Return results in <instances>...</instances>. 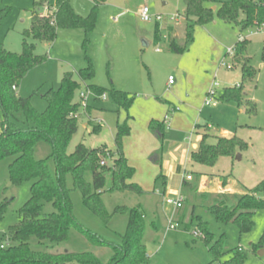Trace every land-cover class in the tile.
Returning a JSON list of instances; mask_svg holds the SVG:
<instances>
[{"label":"rangeland","instance_id":"374dc122","mask_svg":"<svg viewBox=\"0 0 264 264\" xmlns=\"http://www.w3.org/2000/svg\"><path fill=\"white\" fill-rule=\"evenodd\" d=\"M72 1H76L79 10L84 8L81 10L83 14H79L83 17L89 13L87 5H93V0ZM184 1L104 0L97 9L96 24L85 50L82 49L84 33L80 29H58L52 42L35 43L34 53L42 56L43 61L28 70L20 80L16 94L20 97L30 96L32 106L43 111L46 102L41 95L51 88H58L64 72H72L74 79L81 84L74 95V101H80L81 92L86 94L88 83L107 90H121L134 97L132 106L126 112L114 103L107 92L106 99L99 100L95 99L93 93H88L87 103L90 108L80 107L76 115L77 130L68 142L67 154L72 153L80 143L87 148L105 145L110 151H114L116 124L123 123L127 114L132 134L130 137H123L122 148L126 146L127 149L131 145L132 150L137 151L136 147L134 149L135 139L143 140V131H147V137H150L144 141L145 146L149 145L150 148L155 145V150L150 155L144 158L134 155L130 158L136 169L132 182L137 183L143 192H110L111 175H106L101 200L105 210L111 215L107 222L84 206L79 189L73 186L71 175H66L65 185L70 189L73 216L83 228L108 242L120 244V235L126 230L128 215L126 212L113 211L116 207L130 209L139 206L144 215L142 241L146 247L148 264H209L213 258L210 245L203 238L193 235L194 231H198L200 221L206 223L215 239L223 235V254L218 259L220 262L232 258L234 251L241 248L246 251L242 264H264V245L252 250V245L258 243L264 229V209L256 211L253 229L247 234H240L233 223L216 222L210 212V207L214 204L233 205L236 194L254 187L264 178V61L261 58L264 27L253 34L255 29L240 31L233 24L214 17L207 24L195 25L192 40L186 43L183 36L186 22L183 17ZM204 4L209 6L208 1ZM33 5L34 0H0V11L10 9L0 25V43L6 50L20 53L22 32L30 26V9ZM143 6L149 8L151 15H161L162 19L159 22L154 17L150 21L141 20L139 12ZM176 15L177 20L170 21ZM156 28L159 37L154 40ZM168 28L171 29V35L178 36V45L186 44L182 53L171 51ZM240 37H246L249 41L245 56L249 58L248 65L254 69V77L243 82V92L256 106L254 115L246 114L243 107L238 108L232 102L219 100L223 87L241 82V66L232 65L234 51L227 53L228 49H234L233 46ZM85 56H88L94 67V77L89 82H82L77 75L78 69L86 65ZM169 77L174 85H169ZM211 89H214L212 96L209 95ZM173 106L180 111L175 112L176 119L171 126ZM164 115L166 134L161 142L147 128L149 120L162 121ZM178 115L181 117L177 118ZM19 118L22 119L20 114ZM177 125L182 126L184 131L177 132ZM95 126H99L96 132L93 131ZM224 131L229 132V136L236 135L248 143L245 150L237 151L230 157L231 165L226 158H220L214 166L188 160L185 168L193 175V180L184 186L181 172L180 177L176 174L173 181H166L165 184L162 178L157 179L158 171L153 173L152 165L155 167L157 164L152 157L162 154L163 144L170 133L171 137L178 138L184 145L191 147L196 143L198 133L200 137L203 133L211 135L207 142L214 143V136H222ZM189 139L191 144L188 143ZM33 157L35 160L45 159L52 177H55L56 167L50 144L37 142ZM11 160L12 157L0 160V202L8 200L7 209L0 219V234L4 238L10 228L19 223L18 210L29 198L30 187V182L12 185L8 170ZM105 162L111 165L110 159H105ZM201 174L211 179L220 176L229 180L233 195L201 192L198 188ZM84 178L91 182V173L86 171ZM178 194L184 200L182 207L174 210L165 204L164 199ZM165 207L175 212L168 215ZM54 211L51 203H43V215ZM169 220L176 225L175 229H168ZM29 244L33 250L49 253L89 251L102 263H107L112 254L107 245L91 244L79 232L77 225L71 226L67 239L63 242H39L31 237Z\"/></svg>","mask_w":264,"mask_h":264},{"label":"trees","instance_id":"16d2710c","mask_svg":"<svg viewBox=\"0 0 264 264\" xmlns=\"http://www.w3.org/2000/svg\"><path fill=\"white\" fill-rule=\"evenodd\" d=\"M205 1L209 2V6L204 4ZM103 3L104 0H93L89 13L83 17L74 12L69 0H36L30 10V26L22 32L20 53L10 52L0 43V160L12 157L8 166L12 185L19 186L30 182L29 198L18 210L19 223L10 228L7 234L10 242L4 248L0 247V264H148L146 247L142 241L144 215L139 206L114 209L113 213H127V225L125 232L120 235V244L108 242L77 223L72 212L70 189L65 185V177L70 174L73 186L81 193L84 206L104 222L111 216L101 200L107 174L111 175L112 180L108 191L143 192L137 183L132 182L135 169L128 164L122 151V139L130 132L127 123L129 115L127 114L123 123L116 124L114 151H110L105 145L87 148L80 143L72 153L67 154L66 147L77 130L76 115L81 106L80 101H74V95L79 91L81 84L74 79L73 73L64 72L58 88H51L41 95L46 102L43 111H38L32 106L30 96L20 97L16 94L19 82L28 70L43 61L42 56L34 53L35 43L52 42L58 29H80L84 33L82 49L85 50L96 24L97 9ZM184 4L183 17L186 22L183 36L186 43L192 40L195 25L207 24L214 17L233 24L240 31L255 29L254 32H257L264 27V0H185ZM45 8L55 10L52 15L47 16L43 11ZM9 11V8L0 11V25ZM170 31L168 28L171 51L182 53L186 44L178 45L177 37L171 35ZM158 34L156 28L154 40L158 39ZM248 42L244 38L234 44L232 65L241 66V82L223 87L219 100L232 102L238 108L243 107L246 114L254 115L256 106L243 92V82L254 77V69L248 65L249 58L245 56ZM261 58L264 61V44ZM85 61V67L78 69L77 75L82 82H89L94 77V67L88 56H85ZM86 89L95 95L96 100L107 92L114 103L126 112L134 101V97L128 93L114 88L107 90L88 83ZM88 107L90 108V105ZM148 129L159 141H163L166 134L164 121L150 120ZM98 130L99 126L93 128L94 132ZM210 137L212 136L205 133L201 135L197 147L190 151V161L214 166L219 158L233 157L237 151L248 147V143L236 135L214 136L215 142L208 143L207 139ZM39 141L47 142L52 148L56 167L54 178L46 160H35L33 157L34 147ZM152 158L156 157L153 155ZM105 159L111 160L110 166ZM101 161H104V165L100 164ZM86 171L91 173V182L84 178ZM161 178L163 180V175L159 173L157 179ZM234 198L233 205L214 204L210 207V212L216 222L233 223L238 227L240 234H247L253 229L256 211L264 209V178L247 192L236 194ZM43 203H51L55 211L43 215ZM7 205V199L0 202V219ZM73 225H77L79 232L85 235L91 244L107 245L111 248L112 254L107 263H102L89 251L49 253L30 247L31 237H35L39 242L65 241ZM197 230L201 233L199 238H203L204 242L210 245L209 250L213 258L209 264L243 263L246 251L241 248L234 251L232 258L220 262L218 259L223 254V235L215 239L206 223L201 221L198 222ZM3 241L4 235L0 234V245ZM263 245L264 229L258 243L252 245V250Z\"/></svg>","mask_w":264,"mask_h":264},{"label":"crops","instance_id":"0c3cea01","mask_svg":"<svg viewBox=\"0 0 264 264\" xmlns=\"http://www.w3.org/2000/svg\"><path fill=\"white\" fill-rule=\"evenodd\" d=\"M35 1L36 0H34V3H35ZM86 1L90 2L88 0H86ZM69 3L71 5L72 9L74 10V12H76L78 15L79 14L80 15L83 14V12H81V10H83L84 8L79 10V8L76 6V1L73 2L72 0H69ZM91 4H92V1H91ZM90 8L91 7H89L87 5V8H86L87 11H89ZM256 33H253V34H256ZM174 36L178 37L177 35H174ZM167 37H168V30H167ZM169 85H174V83L169 84ZM179 111H178L177 107H175V106L172 107V110H171V112H172L171 120L172 121L170 123L171 126L173 125V122L176 119V113L175 112H179ZM178 116H177V118L181 117L180 115H178ZM165 117H166V115H164L162 121H164L166 123ZM176 123H178V122H176ZM177 127H178L177 129H179L177 132H183L184 131V128L182 126L177 125ZM187 127H188V124H187ZM195 130H196V128H195ZM228 133L229 132L224 131L222 133V136L229 137ZM131 134H132V132L131 133L129 132L130 136H131ZM143 135H144L143 140L142 139H139V140L135 139L134 149L136 147L137 151L136 150H134V151L137 152L136 154L132 150V146L131 145H129L127 149H126V146H125V148H124V146L122 148L123 154L126 157V159L128 161V164L131 165L132 167H133V165L130 162V158L131 157H133L134 155L135 156H137V155L140 156L141 155V157L144 158V157L150 155L151 152L155 150V145H154V147H150V148H148L149 145L147 147L145 146V142L144 141H147L150 138V137L149 138L147 137L149 135L148 132L147 131H143ZM169 135H170V137L166 138L165 142L163 144V152H162V154H160L158 157H156L154 159V161L157 164L156 165L157 167L156 166L154 167L152 165L153 173H154V171H158L159 173H161L163 171V173H161L163 175V181L162 182H163V184H165L166 181H173L174 176L176 174H177L178 177H180L179 174L181 172L180 175H181V178H182V184L184 186V185H187L188 181H192L193 180V175H191L192 178L190 180H186L185 179V173H188L187 172L188 170H186L185 167H186V163L189 160L190 151L197 147L198 142L200 141V136H199V133H198V138H197L196 143H194L191 147H189L190 145H188V146L184 145L182 143V141L179 140L178 138L171 137V133ZM152 142L154 143L153 140H152ZM188 143L191 144L190 139H189ZM221 158H223V159L226 158L225 160H228L227 162H229V165L232 164V161H231L232 159L231 158H229V157H221ZM219 159L217 160V162H219ZM135 171H136V169H135ZM189 174H190V172H189ZM198 181H199L198 182V188H199V190L201 192L211 191L212 193H216V194L223 195V196H228L229 194L231 195L233 193V188L231 187L230 181L227 180V179H223L220 176H215V178L211 179V178L205 176L204 174H201V176H200ZM245 192H247V190ZM245 192H243V193H245ZM163 193H164V191H163ZM240 194H242V193H240ZM165 208L167 209V214L168 215L175 212L172 209H168V207H165ZM174 210H178V209H174Z\"/></svg>","mask_w":264,"mask_h":264},{"label":"built area","instance_id":"2783aa9c","mask_svg":"<svg viewBox=\"0 0 264 264\" xmlns=\"http://www.w3.org/2000/svg\"><path fill=\"white\" fill-rule=\"evenodd\" d=\"M54 10H55V8H51V9L45 8L43 11H44V14L48 16V15H52V13H53ZM139 17L143 21H150L151 20V17H154V20L156 22H159L162 19L161 15H154V16L151 15L150 10H149V8L147 6H143L140 9ZM177 18H178V15L174 16V18H171L170 21H172V20L173 21H176ZM253 33H256V32H253ZM244 38H246V37H240L239 40H243ZM232 51H233L232 49H228L227 50V53L230 54V53H232ZM168 83L169 84H172L173 83V80L171 79V77H169ZM85 91H86V94H84L83 92H81L79 94L80 103H81L80 104L81 105L80 107L81 108H86L88 106V103H87V94L88 93H91V92L88 89H85ZM213 94H214V89H211L210 92H209V95L212 96ZM101 98L102 99H106V95L105 94L101 95L100 96V99ZM205 103L207 104L208 103V100ZM100 164L101 165H104V161H101ZM191 178H192L191 174L185 173V179L186 180H190ZM183 200H184L183 197L180 194H178V195H175V196H168L167 198L164 199V202H165V204L173 207L174 209H179V208L182 207ZM175 228H176V225L173 224L171 220H169L168 229H175ZM193 235L196 236V237H199V236H201V233L199 231H194L193 232ZM9 242H10V239L6 235V237L4 238V241L0 245V247L1 248H4Z\"/></svg>","mask_w":264,"mask_h":264},{"label":"water","instance_id":"95a60500","mask_svg":"<svg viewBox=\"0 0 264 264\" xmlns=\"http://www.w3.org/2000/svg\"><path fill=\"white\" fill-rule=\"evenodd\" d=\"M238 158H240V156L239 155H236Z\"/></svg>","mask_w":264,"mask_h":264}]
</instances>
